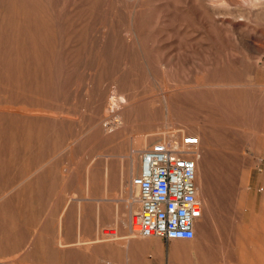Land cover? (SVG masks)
<instances>
[{
  "label": "rangeland",
  "instance_id": "374dc122",
  "mask_svg": "<svg viewBox=\"0 0 264 264\" xmlns=\"http://www.w3.org/2000/svg\"><path fill=\"white\" fill-rule=\"evenodd\" d=\"M182 137L195 237H136L139 155ZM127 244L264 264V0H0V264Z\"/></svg>",
  "mask_w": 264,
  "mask_h": 264
},
{
  "label": "built area",
  "instance_id": "2783aa9c",
  "mask_svg": "<svg viewBox=\"0 0 264 264\" xmlns=\"http://www.w3.org/2000/svg\"><path fill=\"white\" fill-rule=\"evenodd\" d=\"M196 141H156L139 155V170L129 185L136 192L133 217L140 238L189 241L194 237L201 204L196 198ZM225 264V263H224Z\"/></svg>",
  "mask_w": 264,
  "mask_h": 264
},
{
  "label": "crops",
  "instance_id": "0c3cea01",
  "mask_svg": "<svg viewBox=\"0 0 264 264\" xmlns=\"http://www.w3.org/2000/svg\"><path fill=\"white\" fill-rule=\"evenodd\" d=\"M253 187L255 186L252 185L251 188ZM195 225L197 227V222ZM253 229L251 223L250 230ZM65 249L66 252L70 251L66 253L65 264H166L168 260H171L172 264H189L187 263L189 257L175 254L169 247L127 244L125 247H65Z\"/></svg>",
  "mask_w": 264,
  "mask_h": 264
},
{
  "label": "bare ground",
  "instance_id": "6f19581e",
  "mask_svg": "<svg viewBox=\"0 0 264 264\" xmlns=\"http://www.w3.org/2000/svg\"><path fill=\"white\" fill-rule=\"evenodd\" d=\"M195 163H196V159H195ZM139 170V169H138ZM196 177H197V164H196V174H195V188H196V198H197V186H196ZM198 199V198H197ZM200 204H201V202H200ZM202 214H203V211H202V204H201V217H202ZM200 217V218H201ZM199 218V219H200ZM198 219V220H199ZM197 222V221H196ZM134 233V232H133ZM195 233H196V225H195ZM134 235H135V233H134ZM136 236V235H135ZM137 237V236H136ZM194 237H195V234H194ZM194 237L191 239V240H193L194 239ZM191 240H189V241H191Z\"/></svg>",
  "mask_w": 264,
  "mask_h": 264
}]
</instances>
